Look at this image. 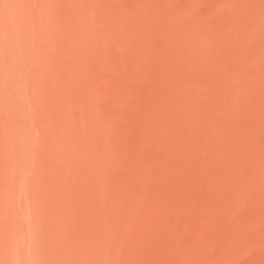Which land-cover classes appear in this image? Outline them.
Returning a JSON list of instances; mask_svg holds the SVG:
<instances>
[{
    "label": "rangeland",
    "instance_id": "374dc122",
    "mask_svg": "<svg viewBox=\"0 0 264 264\" xmlns=\"http://www.w3.org/2000/svg\"><path fill=\"white\" fill-rule=\"evenodd\" d=\"M54 2L0 0V264H264V0Z\"/></svg>",
    "mask_w": 264,
    "mask_h": 264
},
{
    "label": "bare ground",
    "instance_id": "6f19581e",
    "mask_svg": "<svg viewBox=\"0 0 264 264\" xmlns=\"http://www.w3.org/2000/svg\"><path fill=\"white\" fill-rule=\"evenodd\" d=\"M44 2H47L49 5H53L54 0H43ZM53 1V2H52ZM70 1V0H69ZM72 2V1H71ZM86 27V26H85Z\"/></svg>",
    "mask_w": 264,
    "mask_h": 264
}]
</instances>
